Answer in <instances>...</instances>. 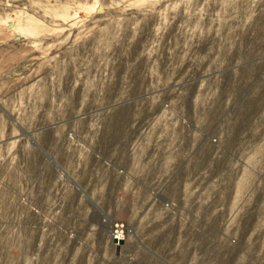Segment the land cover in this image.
<instances>
[{
  "label": "rangeland",
  "instance_id": "1",
  "mask_svg": "<svg viewBox=\"0 0 264 264\" xmlns=\"http://www.w3.org/2000/svg\"><path fill=\"white\" fill-rule=\"evenodd\" d=\"M261 73L264 0H0V264H264Z\"/></svg>",
  "mask_w": 264,
  "mask_h": 264
},
{
  "label": "built area",
  "instance_id": "2",
  "mask_svg": "<svg viewBox=\"0 0 264 264\" xmlns=\"http://www.w3.org/2000/svg\"><path fill=\"white\" fill-rule=\"evenodd\" d=\"M257 81L262 85V87H264V73L259 74L257 76ZM176 125L178 126V129L180 130L181 134H182V139L180 137L179 139V145L178 147L182 146L185 142H186V138H184V133L186 130H192L194 133L196 131H201L200 129H198V127H196L195 123L192 121V119H190L189 117H177V122ZM226 126H221L218 129L219 132V136L221 137V140L224 142V138L226 139V137L228 136L226 129ZM225 128V129H224ZM213 130V127H211V131ZM194 138H195V134H194ZM196 139V138H195ZM207 143L209 144L208 146L211 148V150H213V146L214 148L217 147V151L219 150L220 147L222 146H218L219 140L217 135H208V133H203L202 136V140L200 142H198V146L200 144L203 143ZM136 143L133 142L131 143L130 141L126 142V147L123 151V158L120 159L121 163L120 165L116 166V171H115V178L121 180V178L123 176H126L128 174L127 172V167H130V157H131V153L134 152V148H135ZM197 146V147H198ZM40 147V146H38ZM194 148L193 153L195 154L196 152L199 151L198 148ZM49 157V155H47ZM198 157V156H197ZM196 158V157H195ZM51 159V158H50ZM127 163V164H125ZM185 161L180 165L179 169L182 168L184 166ZM172 179L171 177H167L165 184L171 183ZM160 205L161 208L163 210H170L172 209V205L169 203L168 199L164 198L160 201ZM94 208L96 209V212L101 214L102 217H106V218H110V222L108 220V240L109 243L111 245L112 248L114 249H120L122 250L125 245L126 242L128 240L129 237L133 236L135 238L136 237V231L133 227V225H131L130 223L122 220V219H118V218H112L111 215L106 214V213H101L103 212L99 205L93 203ZM168 213V212H166ZM170 214V213H168ZM229 245L230 246H236L237 245V241L235 238L233 239H229Z\"/></svg>",
  "mask_w": 264,
  "mask_h": 264
},
{
  "label": "water",
  "instance_id": "3",
  "mask_svg": "<svg viewBox=\"0 0 264 264\" xmlns=\"http://www.w3.org/2000/svg\"><path fill=\"white\" fill-rule=\"evenodd\" d=\"M102 9H103V7L100 5V6H98L97 11L100 12V11H102Z\"/></svg>",
  "mask_w": 264,
  "mask_h": 264
},
{
  "label": "bare ground",
  "instance_id": "4",
  "mask_svg": "<svg viewBox=\"0 0 264 264\" xmlns=\"http://www.w3.org/2000/svg\"><path fill=\"white\" fill-rule=\"evenodd\" d=\"M49 158H51V156H49ZM52 159V158H51ZM109 222H110V218H108ZM108 223V222H107Z\"/></svg>",
  "mask_w": 264,
  "mask_h": 264
}]
</instances>
